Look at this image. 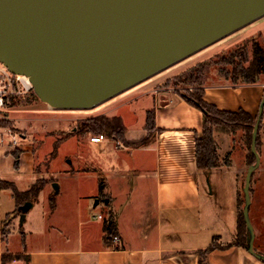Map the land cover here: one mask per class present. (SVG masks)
<instances>
[{"label":"crops","instance_id":"1","mask_svg":"<svg viewBox=\"0 0 264 264\" xmlns=\"http://www.w3.org/2000/svg\"><path fill=\"white\" fill-rule=\"evenodd\" d=\"M136 93L145 91L141 88ZM204 99L219 110L242 109L256 118L262 109L256 149L260 156L257 168H264V80L208 84ZM152 108L158 130L148 142L118 147L113 138L100 142L86 138L78 141L85 153L65 156L66 165L55 171L51 166L58 160L56 154L39 160L25 133H21L17 147L7 141L2 145L0 180L13 183L20 192L38 179L43 185L22 223L12 190L0 187V264H200L203 251L212 244L217 247L204 253L203 264H264V259L248 247L233 244L239 171L234 159L240 147L236 140L239 130L215 131L220 165L198 168L196 138L202 133V111L171 90L155 93ZM125 126L126 138L137 139L127 136ZM240 139L244 141L243 131ZM244 158L247 160V153ZM39 162L48 167L42 173L36 169ZM210 173L218 179L217 188L220 179L228 176L234 190L232 206L221 215L223 206L202 196L201 176L211 187L209 195L213 193ZM52 195L53 209L49 205ZM98 213L102 218L95 217ZM7 216L13 218L2 238L1 226ZM108 218L120 237L117 248L106 236ZM257 221L264 225V212L251 218L254 238L262 234ZM253 250L264 256V248L254 241Z\"/></svg>","mask_w":264,"mask_h":264},{"label":"water","instance_id":"2","mask_svg":"<svg viewBox=\"0 0 264 264\" xmlns=\"http://www.w3.org/2000/svg\"><path fill=\"white\" fill-rule=\"evenodd\" d=\"M263 15L264 0H0V61L50 106L91 108ZM261 115L242 214L248 250L264 259L248 216ZM31 205L19 206L21 223Z\"/></svg>","mask_w":264,"mask_h":264},{"label":"rangeland","instance_id":"3","mask_svg":"<svg viewBox=\"0 0 264 264\" xmlns=\"http://www.w3.org/2000/svg\"><path fill=\"white\" fill-rule=\"evenodd\" d=\"M252 40L264 48V15L91 108H54L41 101L34 91H30L25 96L16 97L8 104L7 108L11 118L10 124L20 134L25 133L27 135L39 160L50 157L54 141L59 139L60 144L56 152L58 160L51 166V170H58L60 166L66 165L63 162L65 156L85 153L84 148L79 146L78 141L85 140L92 134L87 133L82 135L78 132V125L82 119L99 115L103 112L121 115L128 127L127 136L138 138L144 133L145 113L147 109L153 107L155 93L159 94L166 90L192 93L199 86H197L198 84L183 80V75L191 67L203 61H211L205 72L203 86L224 81L230 83L232 80L231 75H227L226 78L224 74L227 73L226 71H230L232 66L224 62L215 61L219 56L225 55L226 52L238 46L246 48L248 59H250ZM248 64L249 61H243V65L247 66ZM259 78L264 80V73ZM238 80L241 79L239 78ZM135 87H137L136 90L134 89ZM141 88L145 93L137 96L138 93L136 91ZM237 130H235L238 133L236 140H238L240 147L237 149L238 156L236 155L237 158L235 157L236 160L234 159V165L238 166L239 170L237 180V206L239 211L244 206L243 186L248 160L243 159V157L244 153H248V146L245 140L241 141L240 139L242 129ZM104 134L108 136L107 133ZM21 140L22 137L19 138V141ZM261 167L253 172L250 183L251 202L248 212L250 221L256 214L264 212V178L261 177V171L264 168ZM47 168L43 162H39V165L36 167L40 173L47 170ZM210 175L213 193L209 195L211 187H209L206 177L201 176L202 196L204 199L210 197L213 203L223 206L220 211L221 215V213L224 214L232 206L234 202V190L232 185L230 187V178L228 176L220 179V186L217 188L215 186L218 180L217 177H214L213 173H210ZM40 182L43 184V181L38 179L37 184H40ZM54 182L57 183V181ZM238 201H240V204H238ZM12 218L8 217L6 223L2 224V238H5L9 232V224ZM258 226L262 234L254 238V244H258L264 248V225L258 224ZM247 232L249 235L248 230ZM14 233L16 235L17 231ZM15 235L13 234L11 239L13 244L16 242Z\"/></svg>","mask_w":264,"mask_h":264},{"label":"trees","instance_id":"4","mask_svg":"<svg viewBox=\"0 0 264 264\" xmlns=\"http://www.w3.org/2000/svg\"><path fill=\"white\" fill-rule=\"evenodd\" d=\"M251 58L248 59V53L245 47H235L232 50L226 52L225 55L219 56L215 62H224L225 64H230L232 69L226 71L224 74L231 75V84L239 83H254L260 80V75L264 73V48L261 47L256 41H251ZM243 61H249L247 66L243 65ZM211 61H203L195 66L191 67L184 75L183 80L186 82H191L198 84L195 91L192 93L178 92L184 99L191 105L200 109L203 113L202 121V133L196 138V165L198 168H211L220 165V160L217 151V143L214 139L215 131H235L237 129H242L244 132V140L248 146L247 160L248 165L255 162L254 154L251 152V138L252 130L256 121V117H252L246 111L240 109L235 112L219 110L215 105L207 102L204 99V87L203 80L205 72L209 67ZM227 78V77H226ZM241 80H238V79ZM146 117L144 123L145 134L137 139H128L125 136L126 126L119 115H107L99 114L95 116H90L82 119L79 122L78 132L82 135L100 134L107 133L108 137L115 140L121 141L126 146L138 147L146 142H148L153 133L158 130L155 127V112L154 108L146 110ZM258 137L256 141V148L258 145ZM60 140L54 141L53 149L50 152V157L54 156L57 152ZM16 161L18 163V153L15 152ZM227 162V160H226ZM40 184L34 183L28 190L20 192L17 190L15 185L9 181L0 180L1 188H10L12 194L15 198L16 204L18 206L17 212H19V206L25 201H32L42 187ZM103 186L102 182L99 184L100 194L102 192ZM240 204V201H238ZM49 205L53 209L55 206L54 195L49 197ZM8 217L3 220V224L6 223ZM114 223L111 218H108L107 222V239L111 242V236L114 234ZM112 243V242H111ZM233 244L248 247V235L247 227L243 218L242 210L238 211L237 214V226L236 235ZM217 245L212 244L206 250L203 251L202 257L200 259V264H203L205 254L211 248H215ZM117 248V246H116ZM6 255L3 256L5 258Z\"/></svg>","mask_w":264,"mask_h":264},{"label":"built area","instance_id":"5","mask_svg":"<svg viewBox=\"0 0 264 264\" xmlns=\"http://www.w3.org/2000/svg\"><path fill=\"white\" fill-rule=\"evenodd\" d=\"M33 91V85L29 77L25 74L14 73L0 61V148L7 141L12 147L19 145L18 140L21 137L19 131L15 130L10 124V116L7 108L8 104L16 97L25 96ZM108 136L103 133L92 134L89 136L90 141L100 142L106 140ZM116 146L122 147L123 144L119 140ZM96 218H102V214L95 215ZM111 242L114 246H119L120 237L116 233L112 234Z\"/></svg>","mask_w":264,"mask_h":264}]
</instances>
